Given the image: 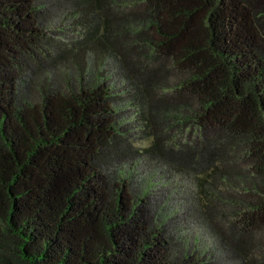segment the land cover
<instances>
[{"label":"trees","instance_id":"16d2710c","mask_svg":"<svg viewBox=\"0 0 264 264\" xmlns=\"http://www.w3.org/2000/svg\"><path fill=\"white\" fill-rule=\"evenodd\" d=\"M63 6L84 29L67 50L40 0H0V264H211L112 168L121 124L95 72L107 53L142 106L145 150L194 177L228 256L264 264V0Z\"/></svg>","mask_w":264,"mask_h":264},{"label":"rangeland","instance_id":"374dc122","mask_svg":"<svg viewBox=\"0 0 264 264\" xmlns=\"http://www.w3.org/2000/svg\"><path fill=\"white\" fill-rule=\"evenodd\" d=\"M40 2L48 10L45 26L50 41L58 42L62 49H69L73 42L84 35L83 27L72 18L73 9L64 6L58 9L64 0ZM67 58L59 61L58 70H65L66 65L70 66V60H76L74 55ZM80 63L85 67V60ZM92 63L88 59L86 69H90ZM95 72L106 81L115 95L114 107L121 124V149L112 168L128 178L134 191L148 197L155 216L164 223L181 249L203 253L211 264H238L235 258L228 256L226 248L199 211L194 177L175 170L145 150L151 138L144 124L142 106L134 89L124 79L116 57L107 53L102 58H96Z\"/></svg>","mask_w":264,"mask_h":264}]
</instances>
